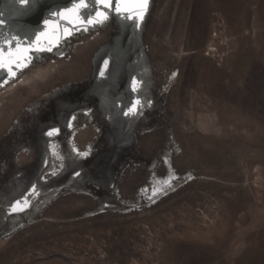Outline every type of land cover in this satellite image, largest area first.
<instances>
[{"label":"rangeland","instance_id":"obj_1","mask_svg":"<svg viewBox=\"0 0 264 264\" xmlns=\"http://www.w3.org/2000/svg\"><path fill=\"white\" fill-rule=\"evenodd\" d=\"M77 2L0 0V264H264V0Z\"/></svg>","mask_w":264,"mask_h":264},{"label":"snow or ice","instance_id":"obj_2","mask_svg":"<svg viewBox=\"0 0 264 264\" xmlns=\"http://www.w3.org/2000/svg\"><path fill=\"white\" fill-rule=\"evenodd\" d=\"M33 2H34V0H18V3L22 7H25V8H27ZM96 3H98L100 6H102L103 9L111 10L113 0H96ZM121 3H124V0H117V9L116 10L118 12L120 11L119 4H121ZM138 4L140 7V13H139V16L137 17V19L142 20L144 13L147 11L149 0H138ZM88 7H89V5H88V3L85 2V0H78V2L76 4H74V6H73V11H75L77 14H79L81 9H87ZM64 11H69V10L65 9ZM60 15H63V13H60ZM125 18L132 19V17H125ZM108 19H109L108 11H100L98 9L97 13H96V17L93 19H88L87 23L94 27L96 25L104 24ZM44 23L47 24L48 21L45 20ZM3 24H4V21L0 20V25H3ZM85 30H87V29H85ZM38 41H39V37H37V43H38ZM13 46L16 48L20 47V41L18 40L17 36H15V35H12V36L4 39L3 44L0 45V68H4L6 66H9V70L11 71L10 63H11L12 57L9 55L7 60H6L5 53H6L8 48L13 47ZM25 51H28V49H25ZM35 51L37 53L42 52V51H49L50 52V51H52V48L49 47V48L45 49V48H41V47L37 46L35 48ZM104 63H105V66L108 65L107 60ZM30 64H31V60H29L27 63L20 64L19 68L17 70L19 71V70H22L23 68H27V67H29ZM15 74H16L15 72H12L13 77L15 76ZM100 75H101V77L105 76L104 70H101ZM5 83H7V81H5ZM2 86L3 85L0 84V87H2ZM139 87H140L139 82L134 79L132 81V90L138 91ZM140 107H141V105L139 104V101H137V103L135 105H133L131 108H129V110L124 113V115L125 116L136 115L139 113ZM73 119H75V117H73ZM69 126H71V124H69ZM54 131H55V129L50 130L47 133V135L52 136ZM80 155L86 157L88 155V153L85 152V153H81ZM76 175H79V173H76ZM16 204L19 205L20 201H17ZM12 211H13V213H15L17 211H24V207L17 208L15 205H13Z\"/></svg>","mask_w":264,"mask_h":264}]
</instances>
